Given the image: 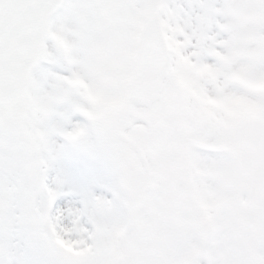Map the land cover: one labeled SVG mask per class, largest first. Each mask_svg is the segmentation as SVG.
Returning a JSON list of instances; mask_svg holds the SVG:
<instances>
[{
	"label": "snow or ice",
	"instance_id": "1",
	"mask_svg": "<svg viewBox=\"0 0 264 264\" xmlns=\"http://www.w3.org/2000/svg\"><path fill=\"white\" fill-rule=\"evenodd\" d=\"M89 132L112 179L58 202ZM0 264H264V0H0Z\"/></svg>",
	"mask_w": 264,
	"mask_h": 264
},
{
	"label": "rangeland",
	"instance_id": "2",
	"mask_svg": "<svg viewBox=\"0 0 264 264\" xmlns=\"http://www.w3.org/2000/svg\"><path fill=\"white\" fill-rule=\"evenodd\" d=\"M52 45V42H51ZM41 72L35 70L34 75L39 77ZM76 121V120H75ZM71 126V124H68ZM62 135H54L51 140L53 142V151L49 155L48 160V168L52 169V171L47 170L48 182L52 187L58 188L59 195L57 200H63L68 196H75L80 198L86 195L97 194L103 191L104 188L96 187L98 192L93 193L92 188H90V183L93 182H102L103 178L108 179L107 173H109L111 162L107 157H104L102 160L99 157H96L97 163L89 165L92 168V175L84 176L83 178L79 177V170L76 169V165L71 158H68L65 154V145L61 144ZM78 147L81 149L86 148L93 150V153H97L98 151H102L97 137L94 133L89 132V134L85 137L79 138ZM77 159V156L75 158ZM99 159V161H98ZM112 168V166H111ZM107 183H103L101 185L105 186Z\"/></svg>",
	"mask_w": 264,
	"mask_h": 264
},
{
	"label": "clouds",
	"instance_id": "3",
	"mask_svg": "<svg viewBox=\"0 0 264 264\" xmlns=\"http://www.w3.org/2000/svg\"><path fill=\"white\" fill-rule=\"evenodd\" d=\"M54 40L58 42L61 48H68L74 50L77 46V42L68 34L67 31L57 33ZM97 104H103L104 101L101 98H97L95 101Z\"/></svg>",
	"mask_w": 264,
	"mask_h": 264
}]
</instances>
